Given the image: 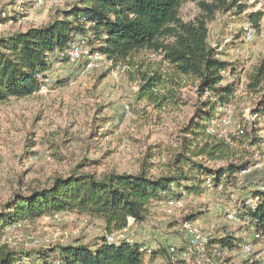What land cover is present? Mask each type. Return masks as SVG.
Here are the masks:
<instances>
[{
  "label": "trees",
  "instance_id": "trees-1",
  "mask_svg": "<svg viewBox=\"0 0 264 264\" xmlns=\"http://www.w3.org/2000/svg\"><path fill=\"white\" fill-rule=\"evenodd\" d=\"M193 2L200 12L193 20L185 21L182 8ZM241 2L76 0L57 11L44 26L0 35V105L40 92L38 76L50 73L55 63L65 62L62 54L67 55L81 41L82 46L105 55L114 66L132 67L128 73L134 83H140L139 100L159 115L188 106L192 99L185 93L188 88L195 94L193 116L178 129L172 143L147 144L136 173L112 170L98 176L86 169L100 164V160L84 159L69 175L55 176L47 186L25 194L15 192L0 210V264H151L158 259L169 262L168 247L129 241L109 243L107 236L127 228L130 220L137 224L148 222L153 206L164 205L171 198L182 199V190L189 198L208 192V180L214 189L237 185L241 171L250 167L251 161L233 147L238 141L231 144L213 135L211 129L222 120L220 107L232 106L240 92L251 99L249 108L254 118L249 124L247 144L240 138L241 145L254 149L264 146L259 129L264 124V53L251 70L243 71L225 61L210 43L209 26L220 14L243 15L249 7ZM263 17L262 11L248 15L256 33L264 32ZM141 53L159 61L137 65L135 57ZM97 120L107 121L103 117ZM253 195L260 198L257 208L240 200L235 214L240 222L248 220L254 228L258 234L254 242L264 243V189ZM57 214H75L97 221L102 224L103 236L94 242L77 241L35 253L14 249L3 241L7 228ZM198 215H184L169 228L193 223ZM240 229L250 234L242 224ZM237 234L225 229L211 236L206 250L208 263L190 257L176 264H231L243 241ZM179 253H184V249Z\"/></svg>",
  "mask_w": 264,
  "mask_h": 264
},
{
  "label": "rangeland",
  "instance_id": "rangeland-1",
  "mask_svg": "<svg viewBox=\"0 0 264 264\" xmlns=\"http://www.w3.org/2000/svg\"><path fill=\"white\" fill-rule=\"evenodd\" d=\"M23 1L18 4L16 0H0V35L44 26L57 11L76 0ZM241 3L249 7L243 15L231 12L217 16V22L209 27L210 43L225 61L249 71L264 53V32L247 40L245 28L250 24V13H264V0H242ZM199 12L196 2L188 3L182 8L181 16L191 21ZM3 14L8 20L3 19ZM262 25L264 28V17ZM158 61L157 57L146 53L135 57L137 65ZM83 65L84 61L78 65H63L53 82L40 92L0 105V210L15 192L25 194L30 189L47 186L53 177L69 175L84 159L100 160V164L86 169L98 176L112 170L136 173L146 145H154L157 141L172 143L178 129L193 116L195 94L190 88L185 90L192 98L188 106L159 115L145 101L139 100L140 83H134L128 73L133 71L132 67L127 64L114 66L109 61L95 70H85ZM60 81L65 82L58 84ZM240 95L230 112L222 115L225 122L220 120L214 131L217 137L231 144L238 141L233 147L243 152L252 166L259 160L264 146L254 149L241 145L242 141L247 144L249 124L253 121L247 112L251 99L243 92ZM126 107L130 109L128 116L124 113ZM99 117L107 121L98 122ZM259 129L264 136V124L259 125ZM261 188H264V167L239 177L233 187L184 199L183 208L173 217L166 214L164 205H155L148 223L131 230L146 245L167 248L183 243L180 229L170 231L168 225L175 224V220L184 215L199 213L194 223L203 235H218L228 229L254 246L253 262L241 260L234 254L231 264H261L264 243L251 241L247 232H241L240 222L226 218L227 211L235 213L240 200ZM56 232L60 233L57 239L53 236ZM101 236V223L85 216L63 214L58 222L48 217L34 223L19 222L5 230L3 241L14 249L35 253L46 246L94 242ZM196 241L191 236L189 245L194 248ZM151 264L165 262L158 259Z\"/></svg>",
  "mask_w": 264,
  "mask_h": 264
},
{
  "label": "built area",
  "instance_id": "built-area-1",
  "mask_svg": "<svg viewBox=\"0 0 264 264\" xmlns=\"http://www.w3.org/2000/svg\"><path fill=\"white\" fill-rule=\"evenodd\" d=\"M16 2L18 4L24 3L23 0H16ZM7 18H8L7 15L3 14V19H7ZM217 19L218 18H216V20L214 22H217ZM209 30H210V28H209ZM255 35H256L255 30L249 24L245 28L246 39L252 40ZM80 43L81 44L74 45L71 48V50L67 53V55L62 54V57L63 58L66 57V59H67L65 62L55 63L53 66V69L50 73L38 76V80L42 84V88L50 85L53 82L54 78L57 75V72L60 71V69L63 65L64 66L65 65H71V66L72 65H78L79 62L84 61L83 68L85 70L86 69L87 70H89V69L95 70L102 63H105L108 61L105 55L101 54L100 52L90 51L88 48H85L84 46H82V44H83L82 41ZM211 46L214 49H216L215 45H211ZM230 108H231V106L220 107L219 111H220V113H222L225 116L227 113L230 112V110H231ZM247 112H248V114H250V118L252 119L251 110H247ZM124 113L127 116L130 115L129 107L125 108ZM225 120H226V118L222 119L221 122H225ZM252 121H254V118L252 119ZM214 128H215V126L211 129V133L213 135H216ZM262 167H264V150H262L257 163H255L254 165H252L248 168L243 169L241 171L239 177L248 176L251 174L253 169H258V168H262ZM206 187L209 189V191L222 190L223 189L222 186H220L218 189H214L210 180H208L206 182ZM172 188L174 190H176V188L174 186ZM263 189L261 188L260 190H263ZM182 195H183L182 199L171 198L164 204L165 212L168 216H170V217L175 216L176 212L183 208V205H184L183 200L186 199L187 193L182 190ZM243 201L250 208L256 209L259 202H260V198L257 196L254 197V195H250V196L246 197ZM52 218L54 221L58 222L63 218V215L57 214V215H54ZM226 218L231 222H240V220L237 218L236 214L232 213L230 211H227ZM131 221H133V220L129 221L127 228H125L124 230L117 232V233H113L111 235H108L107 241L109 243H119L122 241L135 242L137 240V237H136V233L131 230V224H130ZM240 223L242 225H244L246 227V229L249 231V233H250L249 237L251 238V241H255L258 238V234L255 233L254 228H252L249 221L247 220L245 222H240ZM180 232L183 236L182 237L183 243L185 245H183L182 243H178V244H174V245L169 246L168 252L170 255V259H169V262L164 261L165 264H176L179 260H181V259L189 260L190 257H196L198 261L208 263V260L206 257V250H207V247L209 244V239L211 238V235H203L202 233H200L198 227L196 226V224L194 222L193 223H188V222L183 223V225H181V227H180ZM53 236L55 239H57L60 236V233L56 232ZM191 236H194V239L196 238L198 241V242L196 241L197 245L194 246L195 249L191 245H189L190 244L189 240H190ZM45 248H48V246H46ZM182 249H184V253L180 254L179 252ZM144 250L145 249L143 248L141 251H144ZM148 253H150V252H148ZM254 253H255V251H254V246L252 245V243L250 241L245 240L240 244L239 248L237 249V251L234 254L239 259L244 260V261H249L251 263V262H253L252 257L254 255ZM259 261L261 262V264H264V255H262L260 257Z\"/></svg>",
  "mask_w": 264,
  "mask_h": 264
},
{
  "label": "crops",
  "instance_id": "crops-1",
  "mask_svg": "<svg viewBox=\"0 0 264 264\" xmlns=\"http://www.w3.org/2000/svg\"><path fill=\"white\" fill-rule=\"evenodd\" d=\"M247 110H250V108L248 107V109ZM252 119H253V117H252ZM156 205H158V204H156ZM146 223H148V222H146ZM131 228L133 229V228H141V226H143L142 224L140 225V224H137V223H135V222H133V221H131ZM170 225V224H169ZM169 225H168V228H169ZM178 229H180V227L179 228H173V229H170L169 228V230L170 231H173V230H175V231H177ZM181 233V232H180ZM135 242H138V243H143L142 241H141V239H139L138 237H137V240L135 241ZM160 247V246H159Z\"/></svg>",
  "mask_w": 264,
  "mask_h": 264
}]
</instances>
